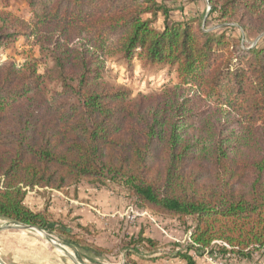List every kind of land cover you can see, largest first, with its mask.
Wrapping results in <instances>:
<instances>
[{
    "label": "trees",
    "instance_id": "obj_1",
    "mask_svg": "<svg viewBox=\"0 0 264 264\" xmlns=\"http://www.w3.org/2000/svg\"><path fill=\"white\" fill-rule=\"evenodd\" d=\"M26 1L30 22L0 12V46L22 36L41 55L0 63V219L56 232L100 258L24 201L36 188L110 182L139 209L191 221L177 253L185 264L206 250L249 258L263 248L264 46L226 30L238 22L264 33V0H206L221 33L203 31L195 17L171 21L163 0ZM108 59L128 71L135 61L171 70L178 83L132 98L102 79ZM142 243L157 246L141 233L130 244Z\"/></svg>",
    "mask_w": 264,
    "mask_h": 264
},
{
    "label": "rangeland",
    "instance_id": "obj_2",
    "mask_svg": "<svg viewBox=\"0 0 264 264\" xmlns=\"http://www.w3.org/2000/svg\"><path fill=\"white\" fill-rule=\"evenodd\" d=\"M163 1L174 9L171 21L195 17L200 20L199 27L203 31L222 32L223 22L206 18L209 11L206 0ZM31 11L26 0H0V12L12 13L27 22L31 20ZM237 23L230 25L231 30H226L228 39L241 37V43L249 48L256 43L264 46V33L259 36L249 34V31H243ZM156 25L159 28L163 26L161 17ZM77 41H72L71 44ZM29 55L36 58L41 56L33 39L18 36L8 45L0 46V63L13 61L20 64ZM42 70L43 67L40 66L39 73ZM102 79L111 84L126 86L131 91L132 98L149 95L164 86L178 83L176 74L171 70L155 73L140 68L135 61L133 69L128 71L115 59L106 60ZM48 87L52 89L56 86L53 84ZM187 93L185 90L184 94ZM24 204L34 212L45 213L51 223L64 225L72 232L79 247L98 250L102 257L93 256V260H90L84 256V250L67 245L65 236L43 231L61 245L67 254L63 253L37 231L5 229V226L9 227L13 222L0 219V264H185L179 260L177 253L184 252L188 244L187 236L190 231L186 228L191 221L188 220L183 225L177 219L139 209L127 193L113 183L81 180L59 191L50 188L27 190ZM140 233L142 238L155 241L156 248L142 243L134 250L130 243L137 240ZM126 245L129 247L125 249ZM260 252L264 254V251ZM236 260L237 257L229 256L225 263L220 260L217 264H235Z\"/></svg>",
    "mask_w": 264,
    "mask_h": 264
},
{
    "label": "crops",
    "instance_id": "obj_3",
    "mask_svg": "<svg viewBox=\"0 0 264 264\" xmlns=\"http://www.w3.org/2000/svg\"><path fill=\"white\" fill-rule=\"evenodd\" d=\"M197 263L206 264L202 260H197ZM235 264H264V254H262L260 250L254 251L249 258H238L237 257Z\"/></svg>",
    "mask_w": 264,
    "mask_h": 264
},
{
    "label": "built area",
    "instance_id": "obj_4",
    "mask_svg": "<svg viewBox=\"0 0 264 264\" xmlns=\"http://www.w3.org/2000/svg\"><path fill=\"white\" fill-rule=\"evenodd\" d=\"M143 214L146 215L147 213H143ZM150 220H153V219H150ZM153 222H154V220H153ZM189 235H190V234H188V236H187V238H188V243L190 242ZM217 245H222V246H225V247H226L225 244H222V243H220V242H217ZM259 250H260V251H264V247L261 248V249H259ZM192 255H193L194 258H197V259H198V256H196L195 254H192ZM226 258H227V257L222 258V257H221L219 254H217V253L209 254L207 250H206V251L202 254V256H201V259H202V260H204V261H206V262H208V263H211V264H217V262L220 261V260H222V261L225 263ZM220 264H222V263H220Z\"/></svg>",
    "mask_w": 264,
    "mask_h": 264
},
{
    "label": "bare ground",
    "instance_id": "obj_5",
    "mask_svg": "<svg viewBox=\"0 0 264 264\" xmlns=\"http://www.w3.org/2000/svg\"><path fill=\"white\" fill-rule=\"evenodd\" d=\"M5 229H19V228H17L15 225H13V224H10V226L8 227V225H7V227L5 226L4 227ZM37 233H39L40 235H43V237L47 240V241H49L54 247H56V249H58V250H60L61 252H63V253H66V251L64 250V248L62 247V246H60L59 244H57L55 241H53V239L49 236V235H46V234H44V232H39V231H37ZM70 259H72L73 260V258L71 257V256H68ZM75 264H78L77 262H75Z\"/></svg>",
    "mask_w": 264,
    "mask_h": 264
},
{
    "label": "water",
    "instance_id": "obj_6",
    "mask_svg": "<svg viewBox=\"0 0 264 264\" xmlns=\"http://www.w3.org/2000/svg\"><path fill=\"white\" fill-rule=\"evenodd\" d=\"M13 224H14L17 228H19V229H21V230L43 232V230L37 229V228L32 227V226L22 225V224H17V223H14V222H13ZM60 246H61V245H60ZM66 254H67V253H66ZM68 256H69V254H68Z\"/></svg>",
    "mask_w": 264,
    "mask_h": 264
}]
</instances>
